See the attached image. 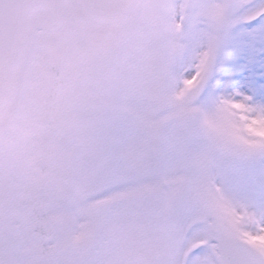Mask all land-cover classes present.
Listing matches in <instances>:
<instances>
[{
  "label": "snow or ice",
  "instance_id": "6c2138e0",
  "mask_svg": "<svg viewBox=\"0 0 264 264\" xmlns=\"http://www.w3.org/2000/svg\"><path fill=\"white\" fill-rule=\"evenodd\" d=\"M0 264H264V0H0Z\"/></svg>",
  "mask_w": 264,
  "mask_h": 264
}]
</instances>
